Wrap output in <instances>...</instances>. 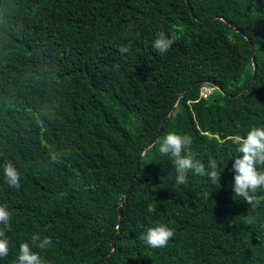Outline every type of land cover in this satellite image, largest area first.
<instances>
[{"label":"trees","instance_id":"obj_1","mask_svg":"<svg viewBox=\"0 0 264 264\" xmlns=\"http://www.w3.org/2000/svg\"><path fill=\"white\" fill-rule=\"evenodd\" d=\"M187 5L191 14L183 0H0V205L12 214L0 264H15L23 242L48 264H264V202L232 191V138L264 125V0ZM159 32L175 40L164 54ZM171 132L224 169L219 182L189 171L176 183L159 152ZM9 161L19 188L3 175ZM158 224L174 236L151 248L141 236ZM37 234L52 244L34 246Z\"/></svg>","mask_w":264,"mask_h":264},{"label":"clouds","instance_id":"obj_2","mask_svg":"<svg viewBox=\"0 0 264 264\" xmlns=\"http://www.w3.org/2000/svg\"><path fill=\"white\" fill-rule=\"evenodd\" d=\"M174 42V38H170L164 32H159L153 41V48L160 54H164ZM119 51L121 54L128 53L130 46H122ZM114 68L118 70L119 65H114ZM232 139L233 143L238 146V152L241 153L239 157L233 159L232 164L235 172L233 195L243 198L244 202L252 207H258L264 202V196L256 195L259 189H264V167H258L264 166V125L253 126L246 136L236 135ZM191 145L192 138L189 135H180L175 132L167 134L160 143L159 152L163 155H170L172 158L177 172L176 183H186L189 171L207 177L213 183L219 182L224 169H221L215 160H209L206 168L204 163L195 158ZM3 175L10 187L19 188L21 186V173L10 161L3 164ZM147 210L150 213L157 211L156 207L151 204ZM11 219V212L5 205H0V258L9 254V239L6 232L11 230ZM252 222L254 221H249V223ZM173 236V230L166 225L158 224L148 228L141 239L151 248H163ZM32 244L44 249L52 244V239L50 237L41 239L37 234L32 236ZM15 264H48V262L42 259L38 252L32 251L28 242H23L19 246Z\"/></svg>","mask_w":264,"mask_h":264},{"label":"water","instance_id":"obj_3","mask_svg":"<svg viewBox=\"0 0 264 264\" xmlns=\"http://www.w3.org/2000/svg\"><path fill=\"white\" fill-rule=\"evenodd\" d=\"M183 1H184V3H185V6H186L187 9H188V13L191 14V9H190V8L188 7V5H187V0H183ZM192 18H193V20L196 21V22L203 23V21L198 20V19H196L195 17H192ZM219 20H220L221 22L225 23V24L228 26L229 30H231V31H233V32H236V33H238V34H241V31H240L239 29H237L233 23H231V22H227V21L223 20L222 18H220ZM243 37H244V39L249 43L248 38H247L246 36H243ZM249 49H250V51H251L252 79H254V70H255L256 66H255V63H254V57H253V54H254V52H253V46H252V44H250V43H249ZM203 84H207V82H203ZM211 86H212L215 90L220 91L219 86H216V85H211ZM244 90H246V87L242 89V91H244ZM173 106H174V105H172V106L167 110V112L164 114L163 119H162V121H161V123H160V126H159V129H158L157 134L155 135V137L153 138V140H152L147 146H145V147L140 151V153H139V155H138V157H137V161H139V159H140V157L143 155L144 151H145L147 148L151 147V146L157 141V139H158V137H159V131L161 130V126L166 122V120H167L169 114L171 113V111H172V109H173ZM137 166H138V162H136V164H135V168H137ZM132 180H133V177L130 178V180L128 181L127 186H126V191H125V193H124V194L118 199V201H117V204H118V206H117V220H118V225H120V221H121V207H122L123 203L126 201V198L128 197L129 189H130V186H131ZM113 241H114V238H112V240H111V242H110V245H109V248L107 249L106 253L102 256V259L106 258V257L111 253V251L113 250V248H114V242H113ZM100 263H101V261H99L97 264H100Z\"/></svg>","mask_w":264,"mask_h":264},{"label":"built area","instance_id":"obj_4","mask_svg":"<svg viewBox=\"0 0 264 264\" xmlns=\"http://www.w3.org/2000/svg\"><path fill=\"white\" fill-rule=\"evenodd\" d=\"M212 92V88L208 87V86H204L202 88H200V92L199 95L202 99H205L206 97H208Z\"/></svg>","mask_w":264,"mask_h":264}]
</instances>
